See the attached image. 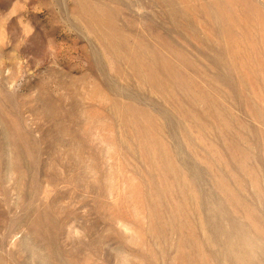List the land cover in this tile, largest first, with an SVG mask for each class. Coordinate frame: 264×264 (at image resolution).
Masks as SVG:
<instances>
[{"label": "rangeland", "instance_id": "rangeland-1", "mask_svg": "<svg viewBox=\"0 0 264 264\" xmlns=\"http://www.w3.org/2000/svg\"><path fill=\"white\" fill-rule=\"evenodd\" d=\"M0 264H264V0H0Z\"/></svg>", "mask_w": 264, "mask_h": 264}]
</instances>
